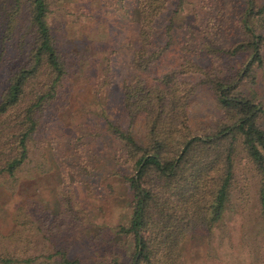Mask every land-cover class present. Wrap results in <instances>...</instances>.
Here are the masks:
<instances>
[{"label": "trees", "instance_id": "obj_1", "mask_svg": "<svg viewBox=\"0 0 264 264\" xmlns=\"http://www.w3.org/2000/svg\"><path fill=\"white\" fill-rule=\"evenodd\" d=\"M207 1L199 0V8L206 9ZM244 3L245 9L235 8L232 19L220 17L214 27L199 31L198 40L195 29L186 26L182 51L208 58V66L184 56L178 68L155 75L181 20L188 9L196 11V4L136 0L137 46L130 60L133 77L121 87L122 115L116 121L100 116L102 133L118 145L112 163L126 169L115 173L125 186V205L121 220L107 229L110 240L100 241L113 253L104 249L106 256L88 264H178L179 247L188 236L210 234L222 221L231 204L240 153L261 179L264 227V85L259 81L264 78V0ZM49 14L48 0H0V60L8 48L14 51L0 101V176L11 182L31 162L43 116L61 98L67 77L47 23ZM240 56L247 61L236 68L232 63ZM95 89L98 94L103 88ZM201 90L213 97L218 115L198 131L188 113ZM137 124L143 129L141 141L132 133ZM28 218L16 222L19 229L0 234V264H85L48 245ZM129 244L133 250L124 263L123 248Z\"/></svg>", "mask_w": 264, "mask_h": 264}, {"label": "rangeland", "instance_id": "obj_2", "mask_svg": "<svg viewBox=\"0 0 264 264\" xmlns=\"http://www.w3.org/2000/svg\"><path fill=\"white\" fill-rule=\"evenodd\" d=\"M48 1L47 23L67 77L61 98L43 116L31 145V162L22 168L15 182L0 176V234L12 233L18 228L16 222L24 223L30 215L47 237L48 245L61 247L69 256L88 264L97 261L98 255H105L103 250L108 245L100 241L111 238L107 229L121 220L125 205V186L115 173L126 169L112 163L118 145L112 136L102 133L100 116L116 121L122 115L121 87L133 77L130 60L137 46L136 0ZM198 1L194 0L196 11L188 9L181 20L172 48L158 64L155 75L178 68L184 56L202 67L208 66V58L182 51L186 26L195 29L198 40L199 31L214 27L220 17L232 19L235 8L246 7L245 0H208L207 8L200 9ZM170 8H174L172 3ZM13 53L8 48L0 60V101L7 88ZM246 61L240 56L232 65L238 68ZM259 81L264 85V78ZM97 85L103 88L98 94ZM260 93L264 105V86ZM217 115L213 97L201 90L189 109L191 127L199 131L213 123ZM261 125L264 129V118ZM141 131L140 124L132 131L138 141ZM235 176L231 204L222 221L210 234L188 236L179 247L178 264L262 263L261 179L242 153L236 159ZM41 237L35 238L37 245ZM118 240L111 243L115 245ZM131 248V244L123 248L127 255L122 262H129Z\"/></svg>", "mask_w": 264, "mask_h": 264}]
</instances>
